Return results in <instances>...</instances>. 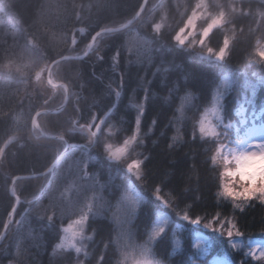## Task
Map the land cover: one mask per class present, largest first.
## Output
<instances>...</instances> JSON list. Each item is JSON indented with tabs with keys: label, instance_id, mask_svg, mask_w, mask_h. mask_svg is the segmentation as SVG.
Wrapping results in <instances>:
<instances>
[{
	"label": "trees",
	"instance_id": "obj_1",
	"mask_svg": "<svg viewBox=\"0 0 264 264\" xmlns=\"http://www.w3.org/2000/svg\"><path fill=\"white\" fill-rule=\"evenodd\" d=\"M86 1L13 0L9 5L10 8H3L5 13L2 12V16H0V65L15 61L21 63L20 59L28 60L31 56L29 51L36 53V55H44V61L48 62L55 57L68 54L69 34L74 30L76 24L81 22L85 28L86 33L79 40L80 44L85 45L87 38L95 31L102 26L131 16L141 2V0H96V7L92 5L90 11L84 9L83 17L79 18L80 6L87 3ZM183 1L176 0L177 11H174V15L171 17L169 28L162 31V36L159 37L162 39L163 61L165 63L170 61L172 64L180 63L171 72H166L164 76L166 82L159 93H156L157 91L152 87L150 88L144 110V119L152 121L150 124L154 129L156 128L158 141H154V145L158 143L161 145L153 153L152 159L147 162L151 175L148 173L149 170H146L147 177L151 182L150 186L155 184L162 188L160 199L155 201L154 206H160L165 202L168 207L175 206L176 211L180 212L178 209L185 210L189 213L187 214L189 217L201 218L199 224L196 225L204 228L205 224H210L211 227L207 230L212 229L216 233L219 232L217 223L220 220L228 221V218H231L229 221L236 225L232 230L234 232L239 231L244 242L250 238L263 237L261 233H264V204L259 200L233 202L230 198L220 195L222 183L227 180L222 175L226 164L222 155L223 150L217 154L215 149L221 143L227 145L234 138L231 137L233 127H228L226 132L221 133L218 140L209 139L205 143L199 138L198 125L195 120L201 115L203 107L212 102L214 96H219L220 107L224 103L230 107L226 110V114L229 116L233 115L235 109L240 106H248V109L256 106L260 110L261 105L264 104V89H261V86L259 89H252L251 86H243L235 81L227 93L228 95L220 93L218 90L220 79L215 72L216 70L206 63L197 62L195 58L185 57L184 55L187 53L184 52L183 55L180 50L176 49L177 47L174 45L175 30L179 27L178 23H180L181 17L187 13V11L185 12L187 0ZM240 3L264 13V0H240ZM242 16L244 17V15ZM261 18L258 17V19ZM17 19L20 21L18 28L14 25ZM245 19L248 17L245 16ZM22 27L24 29L19 31ZM114 35L115 33L104 34L99 37L109 39V43L106 44L109 47L103 51L105 59L102 62L96 64L90 59L89 55L92 51L82 60L63 62L69 66V70H65L67 76L65 74L63 77V82L67 85L73 98V101L69 98V108L73 110L75 103H83L84 101L81 118L89 109L85 107L86 105L88 106L95 98L106 94L107 98L103 97L98 105L91 104L92 108H95L94 112L100 116L108 109L109 86L117 87L116 89L120 87L117 83L120 77L115 74L116 68L112 65L111 60L116 46L115 42H111ZM139 35L147 38L145 32H141ZM256 41L258 39L248 42L246 37L243 41L244 45L234 43L230 52V59L236 65H241L264 76V62H261L262 64L256 63V59H253V48ZM125 53L131 55L130 51L126 50H123L121 54L124 55ZM230 59L229 65L236 69H242L240 66L231 64ZM134 66L135 64L131 65V72L137 69ZM26 75L29 77L22 74L18 76L13 71L6 74L0 73V231L8 220V212L13 205L12 197L8 194L11 178L19 174H34L44 170L51 158L49 154H44L39 150L38 143L46 142L52 145L56 143L36 139L30 132L31 117L36 110L42 108V95L31 83V75ZM154 78L162 81V75H156ZM241 95L243 96L241 100H236ZM60 99L62 100L61 96ZM18 112L24 113V120L16 123L14 117ZM58 114L51 115V117H56ZM63 117L66 120V117ZM258 120H264V110L261 111ZM230 121H235L236 125H239L235 119L231 118ZM44 129L57 133V130L51 127ZM173 137L176 139L173 140ZM71 142L76 145L74 148L76 152L82 151L81 155H83L84 150L87 151V148L80 146L78 140ZM169 145H173L174 148H170ZM213 155H216L215 162L212 161ZM82 162L86 166L91 164L88 154L82 158ZM57 167L54 168V173L49 174L47 178L24 179L15 182L16 185L14 184V192L24 203L26 202L24 199L33 200L28 206L22 205V209L18 213L21 223L26 225L28 217H32L29 220L32 224H34L33 219L39 220L35 223L36 228L29 233L32 236H23L22 245L24 248H21L18 256H14L17 261L26 260L27 264H44L47 262V255L53 249L50 248V239L48 240L46 237L45 232L48 231L46 225L51 227L56 215L66 211L65 207L58 210L61 207L48 199L50 196H54V193L61 186H55L58 180L62 179V177H57L59 176L56 173ZM85 169L89 170L86 167ZM217 173H219L220 178ZM235 203L242 204L243 210L236 208ZM151 210V207L143 205L138 212L137 228L141 227V234L148 226L149 218H152L153 210ZM185 214L182 212L179 215L184 216ZM48 215L54 216L53 222L47 220ZM210 220H213V223H210ZM173 222H177V219ZM189 224L193 225L189 222L184 223L185 233L190 229ZM29 228V226L26 227V229ZM143 228L144 230H142ZM166 233L168 237V231ZM26 235L28 236V234ZM216 239L222 242L221 246L217 248L212 237L213 243L199 258L201 264H204L207 258L214 253L215 255L218 254L216 253L217 250H222V252L233 251L221 235H218ZM6 240L5 236L2 244ZM160 240L168 239L163 235ZM191 255L195 258L196 252L189 248L186 254L170 257L172 259H169L168 262L169 264H191L189 263ZM244 255L243 252L238 254L239 263L237 254H233L238 264H264L260 259H251L250 255L249 258L243 259ZM160 256L166 258L169 257V253ZM106 262L109 261L106 260Z\"/></svg>",
	"mask_w": 264,
	"mask_h": 264
},
{
	"label": "rangeland",
	"instance_id": "obj_2",
	"mask_svg": "<svg viewBox=\"0 0 264 264\" xmlns=\"http://www.w3.org/2000/svg\"><path fill=\"white\" fill-rule=\"evenodd\" d=\"M12 1L13 0H0V16H2V12L5 13L3 8H10L9 5ZM95 1L96 0H87V3H83L80 6V15H78V17H83L84 9L90 11L92 5H96ZM175 3L176 0H148L143 11L131 26L127 29L120 30V32L115 33L111 38V42L116 43L113 55H115L117 51L120 54L115 64L116 70H114L115 74H118L120 77L119 81L117 80L120 87L116 89L117 87L112 86L111 89L121 91V96L117 99L114 92L113 95L109 96V103L107 104L108 109L111 108V111H108L109 113L104 114V116L100 114L99 120L103 118L105 123L101 126L102 132H99L97 137L94 138V142L90 144L87 136L82 133L80 129H76L73 132L77 134L80 145L82 144L88 149L91 164L86 166L79 156L75 153L73 155V152L69 151L65 155L63 154L59 159L60 162L57 164L58 167L56 166V173L59 174L57 177H62V179H59L55 186H61L54 193V196L48 198L61 207L58 210L65 207L67 211V213L63 211V214L56 215V219L51 227L46 225L48 231L45 233L47 239H50V248L54 249L55 245L60 243L61 239L70 235V233L64 232V229L69 225H72L73 229L78 230L80 226L75 222L86 215L87 219L83 225V238L77 237L75 241L76 247H79L81 251L76 252L75 248L68 247L65 249H56L54 254L52 249L47 255V262L44 264H77V262H79V264H120V262H123V264H131L133 257L136 259L147 257L148 259L158 262V264H169L168 261L172 258L161 257L155 248V244L163 235L166 236L170 244L169 253L172 250L174 251L171 257L182 256L189 251V248H193L196 252V257L191 259L190 262L191 264H201L199 258L204 254L207 247L213 243L212 237H218L221 232L224 233L223 236L221 235L222 239H225L224 241L229 244L230 249L233 251L229 252L227 250L222 252V250H217L216 253H218V255L215 257L212 264H238V254L242 252L245 254L243 259L249 258V254L245 252L248 240L245 239L246 242L242 241V237L235 236V232L233 231L234 236L231 238V241L236 247H232V243H229L227 228L229 227L228 221L231 220V218H228V221L220 220L217 223L218 233H216L215 230H207L196 224H189L190 229L185 233L184 223H192V220L195 219L200 221L201 218L189 217L188 221L184 220L183 216L179 214H182V212L189 214L187 211L182 209H178L180 212L176 211L175 206L168 207L165 202L160 206H154L155 201L158 199L155 197V194H152V189L159 185H155L153 182L154 186L151 187V182L148 177L145 181H136L135 176L129 173V175L132 176V180L127 181V183L131 184L128 195L138 198L139 200L137 210L132 215H129L128 212V201L122 199L125 195V188L127 185L119 188L118 195L114 192V186H120L123 177L119 175L116 168L109 167V165H118L120 162L107 160L104 152L105 144H112L114 147H119L123 144L125 139L136 135L137 142L129 149L128 162H131L132 159H144L147 157V160H145L146 164L152 159L156 149L161 147L160 143L154 145V141H158L156 128L154 129L152 124H150L152 121L144 119V113L141 116L139 132H137L135 120L138 114V108L136 106L144 104L145 109L147 102L146 93L148 97L151 87L157 91L156 93H159L166 82L164 78L166 72H171V70L177 68L180 63L177 62L172 64L170 61L168 63L163 61L162 39L159 38L162 36V31L169 28L171 17L174 15V11H177L178 6ZM186 11L187 13L184 17H181V21L178 23L179 27L175 30L174 45L177 47L176 49L180 50L183 55L187 53V55H184L185 57L195 58L197 62H202V64L206 63L208 66L213 67L221 80V84L218 85L220 93L228 95L227 93L230 91L235 81L238 84L241 83L243 86H251L252 89H259L260 86L262 87L261 89H264V76L241 65H236V63L231 62L230 59V52L233 44L238 43L237 45H244L245 43L243 41L247 37L248 42L258 39V41L254 42L253 59H256V63L262 64L261 62H264V13L257 9H252L246 6V4L243 5L240 3V0H187L185 3V12ZM133 14L102 27L116 26L127 21L128 18L130 19ZM242 15H244V17ZM257 15H259V18H263L258 19ZM245 16L248 17V19H245ZM16 21L14 25L18 28L20 21L18 19ZM75 26L84 27L81 22ZM22 29H24V27L20 28L19 31H22ZM141 32H145L147 38L140 36L139 33ZM89 38L90 37L87 38L85 45L78 42L76 47L69 50V53L75 55L81 54ZM107 43H109V39H104L102 37L95 42L92 53L89 56L96 64L100 62L97 60V57L103 55V51L109 47L106 45ZM123 50L130 51L131 55H127V53L122 55L121 53ZM29 53H31L29 54L31 55L29 59H20L21 63L16 61L12 63H2L0 65V73L6 74L13 71L17 73L18 76L21 74H30L32 78L37 70L47 65L48 61H44V55H36V53L31 51H29ZM26 57L27 55L25 58ZM229 59L231 64L240 66L242 69H236L229 65ZM132 64H135L134 67H137L133 72L130 71ZM112 65H114L113 61ZM65 70H69L67 64H58L51 72L52 80L63 81V77H65L66 74ZM156 75H162V81L155 79L154 77ZM224 76L228 77L230 81L227 89L222 86ZM121 78H123L122 83ZM40 82L45 83L44 77L41 78ZM113 82L115 83V81ZM55 92H58L61 97L64 95L61 89H57ZM71 95L72 94H70V97ZM103 97L107 98V95L103 94L102 97L95 98L89 103L88 107L94 111L95 108H92L91 104L98 105ZM242 97V95L238 96L236 100H241ZM216 98L217 96H214L211 102L212 104L208 103V105L203 107L201 115L195 120L197 125L199 124V120L206 114L213 123L217 122L216 116L212 112L214 106L219 108L220 116L224 120V124L219 125L217 128V131L220 133L226 132L227 128H225V125L232 126L233 128L236 127V122L230 121L231 118L241 122H245V120L253 121L255 118L259 117L261 111L264 110V104L261 105L260 110L256 106L250 107L249 109L248 106H240L235 110V114L229 116L226 114V110L230 107L225 103L220 107V99L217 100ZM91 116L87 118L85 121L86 123L89 122ZM56 117L61 118V114ZM14 119L16 123H19L20 120H24V113L18 112ZM78 119L79 118L75 117V114H72L70 111L69 116L66 118V122L71 125L75 121L77 125H80L82 121L80 122ZM72 128L75 129L74 126ZM32 135L36 139L50 142L49 140H45V138L39 137V134L36 132H33ZM261 142H264V124L253 126L248 129L242 136V139L230 150L231 160L234 165L233 168L236 166L233 159L234 155H238L240 151L249 147L255 150L254 146ZM238 145H240L239 148L237 147ZM55 147L54 152L49 154L51 160L48 166L52 163L56 155L62 151L64 145L56 142ZM79 152L81 153L82 151L79 150ZM45 154H48V152L45 151ZM221 163L222 160L220 161V165ZM48 166L45 169H47ZM85 167L89 170H86ZM123 167L126 170L127 165L124 164ZM54 170L53 168L51 172H47L40 178L44 179L49 177V174L54 173ZM146 170H149L148 173L151 175L148 166L144 169L145 172ZM221 170H223L222 167ZM217 176L220 178L219 173H217ZM17 181L19 180L15 182ZM16 196L19 198L17 194ZM19 200L21 205H19L18 210L16 209L13 215L12 224L5 230L7 240L0 245V264H27L26 260L20 262L17 261L14 256H18L21 252V248H24L22 245L23 236L31 237L32 235L29 233L32 229L36 228L37 225L35 223L39 220L33 219L32 222L34 224H32L29 221L32 217H28L26 219V225L21 223L20 218H18V213H20L22 205L28 206L33 200L24 199L26 201L25 203L21 198H19ZM12 201L14 203L15 199L12 198ZM143 205L152 208V218H154L153 222L152 218H149L148 226L145 230L144 228L142 229L144 233L141 234V227L137 228V223L139 220L138 212ZM11 208L9 212H11ZM114 216L119 217V219L115 220L112 226L110 221L113 220L112 218ZM176 219L177 222L174 223L173 221ZM5 220L7 219L5 218ZM209 222L213 223V220ZM27 226L30 228L26 229ZM160 226L164 227V232L161 233L160 236H155L154 233ZM3 229L4 225L0 234ZM193 232H196L197 236L193 241V245H191ZM26 234H28V236ZM144 234L150 235V242H146L142 239V235ZM261 236L263 237L254 238H264V233H261ZM248 247L250 248L251 254L258 258L261 256V253L264 252V239L252 240ZM23 252L25 253V250ZM125 254H127L129 262L123 261ZM233 254H237L238 262ZM101 257H103V260H101ZM259 259L264 263V257H260ZM106 260L109 262L105 263Z\"/></svg>",
	"mask_w": 264,
	"mask_h": 264
},
{
	"label": "snow or ice",
	"instance_id": "obj_3",
	"mask_svg": "<svg viewBox=\"0 0 264 264\" xmlns=\"http://www.w3.org/2000/svg\"><path fill=\"white\" fill-rule=\"evenodd\" d=\"M119 52L117 51L115 55L112 56V61L115 66L118 58H119ZM105 58L103 55H100L97 57L98 61H103ZM123 82V78H121V83ZM229 79L228 77H224V80L222 82V86L227 89L229 86ZM113 92L117 99L121 96V91L119 90H113L111 89V86H109L108 95H113ZM147 98V93H146ZM219 100V97L216 98ZM114 106V105H113ZM138 108V114L136 116L135 124H136V130L139 132L140 124H141V116L144 113V104H139L136 106ZM213 114L216 116V123H213L211 119L208 118L207 114L202 117L199 120L198 124V132H199V138L204 140L205 143L208 142L209 139L215 141L218 140L221 133L217 131V128L219 125L224 124L223 118L220 116V110L218 107L214 106L212 109ZM98 117L96 115H92L91 121L86 123L85 125L80 127V131L84 133L89 143L91 144L94 142V138L97 137V134L99 132H102V129L100 127V124L105 123L103 119L100 120V123H96ZM155 123V121H154ZM230 127L229 125H225V128ZM93 128L96 129V131H93ZM227 134V133H225ZM195 139V136L193 137ZM176 137H173V140H175ZM137 142V136L133 135L123 141V144L119 147H114L112 144H105L104 146V152L106 154L108 161H117L120 162L118 165H109V167L116 168L119 175L123 177L121 180L120 186H114V192L115 194H119V188L123 187L124 185H127L125 188V195L122 197L123 200L128 201V212L129 215H132L137 210V205L139 203L138 198H134L130 195H128L129 190L131 189V184L127 183V181L132 180V176L129 175V173L133 174L136 178V181H142L147 178V173L144 171V169L147 168V164L145 163V160H147V157L144 159H132L131 162H128L129 158V149L131 146ZM142 142V141H141ZM170 148H174L173 145H169ZM238 148L240 145L237 146ZM255 150H252L250 147L246 148L243 151H240L238 155H234L233 159L235 161V168L232 167H226L225 171L223 172V176L227 178L225 182L222 183V191L220 192V195L225 198H230L233 202L235 201H251V200H259L262 204H264V142L259 143L258 145H255ZM224 148V145L221 143L219 147H216L215 151L217 154H220ZM225 164L228 165L231 163V161L228 159V157L224 158ZM212 161H216V155L212 156ZM126 164V170L123 167V165ZM135 182V181H134ZM163 183V181H161ZM162 192V188L159 186H156L152 189V194H155V197L157 199H160V193ZM17 203H19V198H16ZM234 206L238 209L243 210V205L240 203H235ZM16 212L15 205L12 206L11 212L8 213V220L4 224L5 230L9 228V225L12 224V217ZM47 220L49 222H53L54 216L48 215ZM87 219V216H82L79 220H77L75 223L79 225V229L75 230L73 229L72 225H69L67 228L64 229L65 233H70V235L65 236L63 239H61L60 243H57L55 245V248L53 249V253L55 254L56 249H65L68 247L75 248L76 252H80L81 249L79 247H76L75 241L77 237L83 238V225L85 220ZM184 220H189V216L185 214L183 216ZM192 224H199V220L195 219L192 220ZM229 227L227 228V237L229 238V243H232L231 238L234 236V232L232 229L236 227L235 223L232 221H228ZM211 227L210 224H205L204 228ZM223 227V225H222ZM164 232V227L160 226L155 231V236H160L161 233ZM220 235H224L223 232L220 233ZM241 233L239 231L235 232V236H240ZM213 240L215 241L216 247L219 248L222 244L221 241L216 239V237H213ZM232 247H236L234 243H232ZM261 256H264V252L261 253ZM101 260H103V257H101ZM124 262H129V258L127 254H125ZM79 264V262H77ZM131 264H158V262L153 261L151 259H148L147 257H141L140 259L132 258Z\"/></svg>",
	"mask_w": 264,
	"mask_h": 264
},
{
	"label": "bare ground",
	"instance_id": "obj_4",
	"mask_svg": "<svg viewBox=\"0 0 264 264\" xmlns=\"http://www.w3.org/2000/svg\"><path fill=\"white\" fill-rule=\"evenodd\" d=\"M66 76H67V74H66ZM25 77H29V76L25 75ZM40 80H41V78L36 79V80L34 78H31V80H30L31 83L34 84L36 90L40 93V95H42V97H41L42 108L39 110H36L34 112V114L36 112H39L42 110H53V109L57 108L62 103L63 97H64V96H62V100H61L59 94L57 92H55V90L52 88V86L50 84H48L45 79H44L45 83L40 82ZM69 98L72 99V101H73V98H72V96L70 97V94L68 97V101H69ZM68 101H67L65 107L61 111L55 113V114L59 113L58 115L61 114V118L51 117V115H54L52 113H42L37 117L36 121H37V124H38L39 128L41 129V131H43L45 133H50V134L55 135V136L62 137L63 140H56V142L62 143L64 145V147H66V143L69 144V147L67 150L75 153L76 155L79 154V157L82 159L83 157H85L88 154V149H87V151H85V150L83 151V155H81L80 152L75 151L74 148H76V145L71 141L79 140V139L77 138V135H74L75 133H73V132L76 129L78 130L81 126L85 125L86 124L85 121L91 115H96L98 117V119L100 118V116H98L94 111H92L86 105L85 107H88L89 109L86 112L85 116L83 118H81V110L84 109V106H83L84 101H83V103H78V102L75 103V105L73 106V110L71 108H69ZM70 111L72 114L73 113L75 114V117L79 118L78 121L79 120H80V122L82 121V123L80 125H77L75 121L71 125L66 122V120L64 119L63 116H65L67 118L69 116ZM107 111H108V109L105 112L101 113V115L106 113ZM34 114L32 115V117L34 116ZM25 116H26V114H25ZM32 117H31V120H32ZM31 120L29 123L30 124L29 125L30 130H31ZM40 121H41V124H40ZM46 125H48V126H46ZM72 125L75 127V129L72 128L73 127ZM46 127H51L53 129H56L57 133H52V132H49L48 130H45L44 128H46ZM34 132L40 134V132L36 129L34 130ZM72 135H74V136H72ZM80 146H83V145L81 144ZM38 147H39V150L42 151L44 154H45V151H47L48 154H50L51 152L53 153L55 150L54 148H56L55 145H52V144H49L46 142H39ZM83 147H85V146H83ZM110 199H111V197H110ZM112 219H113L112 220L113 222L110 221V224L113 226L114 221L119 219V217L114 216ZM142 236H143L142 239L144 241L150 242V237H149L150 235L144 234ZM169 247H170V244H169L168 240H158V242L155 244L156 251L160 255L168 254L169 253Z\"/></svg>",
	"mask_w": 264,
	"mask_h": 264
},
{
	"label": "water",
	"instance_id": "obj_5",
	"mask_svg": "<svg viewBox=\"0 0 264 264\" xmlns=\"http://www.w3.org/2000/svg\"><path fill=\"white\" fill-rule=\"evenodd\" d=\"M146 1L147 0H142L140 6L138 7L137 11L133 14V16L129 20H127L125 23H123L122 25H119L117 27L102 28V29L98 30L97 32H95L93 37H92V39H91L90 45L88 46L87 50L82 55H79V56L63 55V56L57 57L56 59L51 61L46 68H44V70H45L44 76H45L46 82L48 84L52 85V87H54V88L58 87V86L62 87L63 90H64V97H63L62 103L57 108H55L53 110H42V111L36 112L34 114V116L32 117V120H31V132H33L36 129V130H38L40 132L39 137H41V138L50 139V140H63L62 137L55 136V135H52V134L45 133V132L41 131V129L39 128V126L37 124V121H36L37 117L40 114H42V113L55 114V113L61 111L65 107V105H66V103L68 101L69 93H68V89H67L66 85L64 83H61V82H56L54 84L51 83L50 78H49L51 68L55 64H57V63H59V62H61L63 60H80V59H82L85 55H87L89 53V49H90V47L92 45L93 39L97 35H99L101 33L118 32V31L123 30V29L127 28L128 26H130L136 20V18L141 14V12L143 11V9L145 7V4H146ZM74 44H75V41L71 43V45H74ZM42 73H43V69L39 70L37 72V74L34 76V79L36 80V79L40 78ZM68 147H69V144L66 143V147L55 157V159L52 161V163L44 171L39 172V173H34V174H28V175H16V176H14L11 179V182H10L9 187H8V194L15 199L14 204H13V205H15V207H17V205H18L17 200H16V198H18V197L16 195H14L13 192H12V188H13L14 182L16 180H23V179H31V178L41 177V176L45 175L47 172L48 173L51 172L52 169L54 168V166L59 161V159L67 151ZM11 210H12V208H11ZM12 219H13V217H12ZM4 237H5V228L3 229L2 233L0 234V244L3 241Z\"/></svg>",
	"mask_w": 264,
	"mask_h": 264
},
{
	"label": "clouds",
	"instance_id": "obj_6",
	"mask_svg": "<svg viewBox=\"0 0 264 264\" xmlns=\"http://www.w3.org/2000/svg\"><path fill=\"white\" fill-rule=\"evenodd\" d=\"M120 264H123V262H120Z\"/></svg>",
	"mask_w": 264,
	"mask_h": 264
},
{
	"label": "flooded vegetation",
	"instance_id": "obj_7",
	"mask_svg": "<svg viewBox=\"0 0 264 264\" xmlns=\"http://www.w3.org/2000/svg\"><path fill=\"white\" fill-rule=\"evenodd\" d=\"M95 129V128H94Z\"/></svg>",
	"mask_w": 264,
	"mask_h": 264
}]
</instances>
